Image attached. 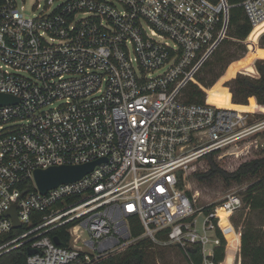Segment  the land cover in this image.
Wrapping results in <instances>:
<instances>
[{"label": "built area", "instance_id": "1", "mask_svg": "<svg viewBox=\"0 0 264 264\" xmlns=\"http://www.w3.org/2000/svg\"><path fill=\"white\" fill-rule=\"evenodd\" d=\"M240 6L253 29L264 23V0ZM234 7L36 0L30 16L18 0H0V94L18 99L0 107V257L25 246L35 251L27 264H93L130 247L135 219L141 238L200 246L203 264H216L220 222L243 198L198 206L182 182L211 153L259 149L264 118L189 103L185 92L227 40ZM92 163L78 181L46 193L37 185V170Z\"/></svg>", "mask_w": 264, "mask_h": 264}, {"label": "rangeland", "instance_id": "2", "mask_svg": "<svg viewBox=\"0 0 264 264\" xmlns=\"http://www.w3.org/2000/svg\"><path fill=\"white\" fill-rule=\"evenodd\" d=\"M18 2L19 5L25 6L27 15H34L36 0H26L25 2L18 0ZM232 30L231 28L229 29L227 40L222 43L217 54L212 56L197 75V83H192L205 93V100L208 99L209 103L214 105H216V98L213 97L215 94L222 95L221 98L223 100L227 99L230 102L232 94V104L240 105L233 101L232 88H236V79L239 76L251 79L260 78L258 64L264 62V47L261 44L262 41L264 42V39H262L264 37V24L256 28L257 37L251 43H247L248 37L245 40L233 38L231 36ZM220 51L224 53L226 60L216 68L215 72H212V67L216 66L220 60ZM229 54L233 56L229 57ZM229 67L230 69H228ZM252 98L255 99V97H250L247 100V106H240L244 109L242 111L250 108L252 112L258 113L260 119L264 118V111L258 110L257 107L251 104ZM255 100L258 106H263L257 102V99ZM259 145V149L255 154L250 151L247 155L236 157L221 153L220 156L216 155L214 160L225 170L233 172L245 161L256 158L260 149L264 150V134L259 136ZM193 166L194 168L185 175L183 187L189 195L195 197L198 206L217 203L231 193H237L243 198L241 210L234 215L223 218L227 220L228 228L222 224L223 228H226L222 231L225 237V258L222 264H248L250 258L246 260L244 257L242 235L245 234L247 237L256 239V242L264 243V208L255 211L249 210L248 207L251 201L247 194V189L249 188L246 185L247 183L228 185L221 178L198 181L194 177L195 173H204L210 169L207 157H202ZM244 221L246 222L245 225ZM87 237H89V234L84 235L85 239ZM133 243L134 241L131 242L130 246ZM156 243L155 251H158L156 264H192L188 256L189 252L188 254L186 253V251H189L188 248L184 250L177 246H169L164 241Z\"/></svg>", "mask_w": 264, "mask_h": 264}, {"label": "trees", "instance_id": "3", "mask_svg": "<svg viewBox=\"0 0 264 264\" xmlns=\"http://www.w3.org/2000/svg\"><path fill=\"white\" fill-rule=\"evenodd\" d=\"M244 0H229L231 5L235 7L231 13L230 28L232 30V37L239 40H245L247 37V43L255 41L257 37L256 28L253 29L247 18L244 15L243 8L240 6ZM264 39V37H262ZM225 42V41H224ZM264 47V42L261 43ZM244 48V47H243ZM218 50L215 54H217ZM221 52V51H220ZM219 54V53H218ZM233 55L229 54V57ZM226 58L224 53L221 52V57L216 66L212 67V72H215L216 68L222 64ZM207 67V66H206ZM230 69V67L228 68ZM258 71L260 78L251 79L244 76H239L236 79V88H232L233 101L240 105H247V100L250 97H255L260 105L264 106V62L258 64ZM216 82V81H215ZM213 85V84H212ZM213 97L216 98V105L219 107H225L230 109L244 110L240 105H234L229 100H223L222 95L215 94ZM220 97V98H219ZM185 99L189 103H202L205 101L206 96L203 91H200L195 85H189L185 92ZM251 104L257 107L258 110H263V106H258L254 98L251 99ZM245 111H251L250 108ZM258 149H253L255 154ZM261 150V149H260ZM258 151V156L254 159L245 161L235 171L229 172L221 167L215 160L216 155L219 153H211L206 157L210 163V169L204 173H195L194 177L198 181L212 180L213 178H221L226 184H246L249 186L247 194L250 197L249 210L255 211L264 208V150ZM183 183V182H182ZM28 187H31V183H26ZM191 196V195H190ZM244 221V225H245ZM19 231L13 235L18 234ZM143 233L141 224L133 219L131 222V238L135 241L126 251L119 253L114 256L102 259L93 264H156L157 253L156 242L151 239L141 238ZM56 235L62 240V245L67 246L70 243L71 237L66 230H57ZM224 243L222 247L216 250L214 261L216 264H221L225 258V237L220 232ZM160 239L164 240L161 235ZM243 241V254L247 259L250 258L248 264H264V243L256 242L253 237H247L242 235ZM170 246V245H169ZM177 246V245H173ZM178 247V246H177ZM180 248V247H179ZM186 251L192 264H203L202 249L200 246H194L188 248ZM186 250V249H184ZM28 250L24 247L12 250L5 253L0 257V264H27Z\"/></svg>", "mask_w": 264, "mask_h": 264}, {"label": "water", "instance_id": "4", "mask_svg": "<svg viewBox=\"0 0 264 264\" xmlns=\"http://www.w3.org/2000/svg\"><path fill=\"white\" fill-rule=\"evenodd\" d=\"M18 99L14 96L7 94H0V107L16 104ZM96 163L82 165V166H62L53 167L48 170H37L35 172V179L38 187L42 193H46L48 190L55 188L61 184L71 183L83 178L86 174L91 172ZM8 215L14 219L15 227H20V221L18 219L16 207L11 208L8 211ZM56 244H60L58 236L54 237ZM34 250L28 249V254H34Z\"/></svg>", "mask_w": 264, "mask_h": 264}, {"label": "crops", "instance_id": "5", "mask_svg": "<svg viewBox=\"0 0 264 264\" xmlns=\"http://www.w3.org/2000/svg\"><path fill=\"white\" fill-rule=\"evenodd\" d=\"M244 12V11H243ZM245 15V14H244ZM256 99V98H255ZM208 100V99H207ZM231 102H232V94H231ZM240 106H247V105H240ZM222 224H224V225H226V228H228L227 227V220L226 219H223V220H221V222H220V225H221V227H222V231H223V229H226V228H223V226H222ZM223 234V233H222Z\"/></svg>", "mask_w": 264, "mask_h": 264}, {"label": "bare ground", "instance_id": "6", "mask_svg": "<svg viewBox=\"0 0 264 264\" xmlns=\"http://www.w3.org/2000/svg\"><path fill=\"white\" fill-rule=\"evenodd\" d=\"M264 24V23H263ZM262 25V24H261ZM261 25L257 26L256 28L260 27Z\"/></svg>", "mask_w": 264, "mask_h": 264}]
</instances>
